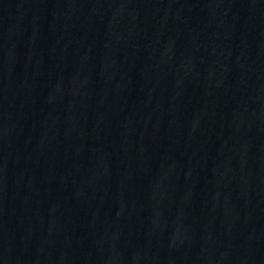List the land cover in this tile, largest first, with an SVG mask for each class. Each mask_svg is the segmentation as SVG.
Instances as JSON below:
<instances>
[{"label": "water", "instance_id": "water-1", "mask_svg": "<svg viewBox=\"0 0 264 264\" xmlns=\"http://www.w3.org/2000/svg\"><path fill=\"white\" fill-rule=\"evenodd\" d=\"M0 264H264V0H0Z\"/></svg>", "mask_w": 264, "mask_h": 264}]
</instances>
